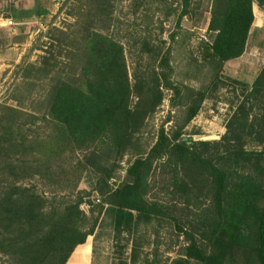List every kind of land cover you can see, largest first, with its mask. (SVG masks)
I'll return each instance as SVG.
<instances>
[{
	"label": "trees",
	"instance_id": "trees-1",
	"mask_svg": "<svg viewBox=\"0 0 264 264\" xmlns=\"http://www.w3.org/2000/svg\"><path fill=\"white\" fill-rule=\"evenodd\" d=\"M190 3L178 0L177 24ZM250 4L209 0L208 40H199V50L212 74L202 89L182 92L173 85L168 48L153 49L145 41L141 51L151 61L130 83L122 45L88 29L74 54L78 74L51 83L41 117L0 104L1 264H64L93 232L103 209L112 216L113 246L120 251L118 236L131 234L162 210L159 202L146 197L148 179L158 166L170 171L166 190L186 207H195L187 227L177 226L185 244L170 264H264V64L249 83L230 78L239 90L218 139L187 140L182 134L201 101L222 84L223 63L243 52L252 20ZM41 12L36 8L35 15ZM9 15L19 20L18 11ZM155 59L157 65H151ZM161 87L181 98L186 114L169 133L160 127L151 145L137 152L134 139L159 104ZM35 119H42L48 129L35 140L36 147L22 130ZM76 151L82 154L73 163ZM131 152L123 179L110 187L117 160ZM82 173L91 179L88 190L76 188ZM34 177L52 186L48 194L30 182ZM91 190L96 193L91 195ZM81 203L89 205V214ZM131 244L129 262L134 264L133 238Z\"/></svg>",
	"mask_w": 264,
	"mask_h": 264
},
{
	"label": "rangeland",
	"instance_id": "rangeland-1",
	"mask_svg": "<svg viewBox=\"0 0 264 264\" xmlns=\"http://www.w3.org/2000/svg\"><path fill=\"white\" fill-rule=\"evenodd\" d=\"M208 5L209 0H191L187 15L177 24L178 0H0V18L3 22L12 20L11 25H0V104L41 117L51 83L78 74L80 63L74 54L79 52L84 31L88 29L111 36L122 45L130 83H133V75L151 61L141 51L145 41L153 49L164 51L168 48L169 79L173 85L179 86L182 92L184 88L202 89L212 74L210 67L201 60L199 50V40H208ZM36 8L42 11L39 15H35ZM11 10L18 11L19 20L6 15ZM171 34H174L172 38ZM246 43L240 57L223 63L222 84L218 83L212 94L201 101L195 115L183 125V136L216 140L223 133L224 121L239 90L230 78L249 83L264 64V28L250 33ZM42 57L46 58V64ZM150 63L157 65L156 59ZM160 89L159 104L145 118L134 139L133 148L137 152L151 145L160 127L169 133L186 114L178 102L181 98L173 95L169 88ZM131 98L135 100L134 95ZM44 126L42 119H35L22 127L30 145L36 147L35 140L48 131ZM81 154L76 151L71 161L74 163ZM133 155V152L124 153L117 160L108 179L110 187L121 182ZM169 173L168 168L158 166L150 175L146 197L159 202L162 210L149 222L137 224L131 234L126 232L118 236L116 242L122 245L120 251L113 246L109 211L98 214L89 238L99 253V264H130L132 238L136 243L134 264H170L178 256L185 240L177 226L187 227L186 220L193 216L195 207H186L180 198L166 190ZM90 181L82 173L76 188L88 190L87 182ZM30 182L45 194L52 187H46L36 177ZM95 193L94 190L90 192L91 195ZM80 208L89 214V205L81 203ZM96 211L94 208L93 214ZM187 264L198 263L189 260Z\"/></svg>",
	"mask_w": 264,
	"mask_h": 264
},
{
	"label": "crops",
	"instance_id": "crops-1",
	"mask_svg": "<svg viewBox=\"0 0 264 264\" xmlns=\"http://www.w3.org/2000/svg\"><path fill=\"white\" fill-rule=\"evenodd\" d=\"M250 10H251V15H252V20H251V23H250V26L247 32V37L250 33H253L255 29H256V32L258 33L260 27L264 28V3L259 5L256 0H251ZM9 13L10 12H8L6 15H8V17H11ZM1 24H5V21L3 22L2 18H0V25ZM240 56L241 55H239L238 57ZM236 58H233V59H236ZM229 60H232V59H229ZM101 213L102 214L106 213V209L105 210L103 209ZM108 216L111 220L110 222H111V227H112V216L109 213H108ZM90 235L86 236L84 242L77 244L73 248V250L69 254L64 264H99L100 263L99 256H98L99 253H96L95 248L92 246V241L89 238Z\"/></svg>",
	"mask_w": 264,
	"mask_h": 264
},
{
	"label": "water",
	"instance_id": "water-1",
	"mask_svg": "<svg viewBox=\"0 0 264 264\" xmlns=\"http://www.w3.org/2000/svg\"><path fill=\"white\" fill-rule=\"evenodd\" d=\"M183 139L194 140L191 136H183Z\"/></svg>",
	"mask_w": 264,
	"mask_h": 264
},
{
	"label": "built area",
	"instance_id": "built-area-1",
	"mask_svg": "<svg viewBox=\"0 0 264 264\" xmlns=\"http://www.w3.org/2000/svg\"><path fill=\"white\" fill-rule=\"evenodd\" d=\"M5 23H6L7 25H11V24H12V21H11L10 19H7V20H5Z\"/></svg>",
	"mask_w": 264,
	"mask_h": 264
}]
</instances>
